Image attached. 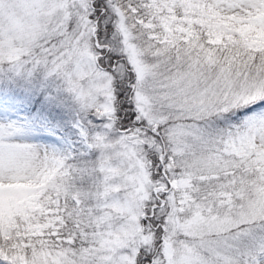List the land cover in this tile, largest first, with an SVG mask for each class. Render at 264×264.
<instances>
[{
	"label": "snow or ice",
	"instance_id": "obj_1",
	"mask_svg": "<svg viewBox=\"0 0 264 264\" xmlns=\"http://www.w3.org/2000/svg\"><path fill=\"white\" fill-rule=\"evenodd\" d=\"M0 73L82 138L0 127V264H264V0H0Z\"/></svg>",
	"mask_w": 264,
	"mask_h": 264
},
{
	"label": "trees",
	"instance_id": "obj_2",
	"mask_svg": "<svg viewBox=\"0 0 264 264\" xmlns=\"http://www.w3.org/2000/svg\"><path fill=\"white\" fill-rule=\"evenodd\" d=\"M0 106L10 111L17 108L32 122L33 127L38 126L39 117L44 116L56 134L71 139L74 145L79 144L71 125L74 113L66 109L54 110L44 102V95L38 87L30 90L22 81L0 73Z\"/></svg>",
	"mask_w": 264,
	"mask_h": 264
},
{
	"label": "rangeland",
	"instance_id": "obj_3",
	"mask_svg": "<svg viewBox=\"0 0 264 264\" xmlns=\"http://www.w3.org/2000/svg\"><path fill=\"white\" fill-rule=\"evenodd\" d=\"M52 114H48L50 116ZM71 125L72 128L75 129L77 140L80 143L81 137L79 135V128L77 127V116L74 114L71 117ZM39 120H45L46 118L44 116L39 117ZM10 124H25L30 128V134L26 137L27 139L40 143L42 145L48 146V145H55L57 147L61 146H67L71 147L74 145V142L71 139L64 138L58 134H56L49 126V122L47 120V124L44 126H41V124L38 123V126L33 127L32 122H30L25 114L21 111H19L17 108L10 110H6L2 106H0V127H6Z\"/></svg>",
	"mask_w": 264,
	"mask_h": 264
}]
</instances>
